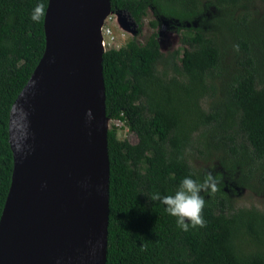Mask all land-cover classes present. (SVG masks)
I'll use <instances>...</instances> for the list:
<instances>
[{"label":"trees","instance_id":"obj_1","mask_svg":"<svg viewBox=\"0 0 264 264\" xmlns=\"http://www.w3.org/2000/svg\"><path fill=\"white\" fill-rule=\"evenodd\" d=\"M38 0H0V219L11 187L12 105L46 47ZM264 0H112L141 33L167 23L181 48L161 50L159 33L103 56L106 113L138 138L108 131L110 217L107 264H264V212L236 208L216 176L203 191V226L182 231L153 194L171 195L185 176L201 182L196 160L220 161L238 183L264 191ZM208 6L215 13L207 15ZM137 34V33H136ZM164 64V68L160 65ZM172 69L173 72H169Z\"/></svg>","mask_w":264,"mask_h":264},{"label":"water","instance_id":"obj_2","mask_svg":"<svg viewBox=\"0 0 264 264\" xmlns=\"http://www.w3.org/2000/svg\"><path fill=\"white\" fill-rule=\"evenodd\" d=\"M111 1L48 2L45 51L10 112L14 167L0 264H107L110 120L101 28ZM118 15L129 28L127 15Z\"/></svg>","mask_w":264,"mask_h":264},{"label":"rangeland","instance_id":"obj_3","mask_svg":"<svg viewBox=\"0 0 264 264\" xmlns=\"http://www.w3.org/2000/svg\"><path fill=\"white\" fill-rule=\"evenodd\" d=\"M264 8V4L261 5ZM207 15L210 13H215L216 10L212 8V6H208ZM120 17H118L119 19ZM155 17L150 12L147 18L144 21L142 32L136 34L137 28L133 25L128 29L125 24H117L114 28V31L117 37L120 40V43L124 45L133 38H136L140 43L144 44L149 35L154 32L159 33V41L161 45V50L165 55H169L177 50H179L182 46L181 44V35L176 30L175 27L168 25L167 23L159 24L157 29L153 28L151 25V21H154ZM122 23V22H121ZM122 35H126L125 39L122 38ZM164 68V64L160 65ZM169 72H173L172 69H168ZM115 124L119 128L118 136L121 140L127 139L131 143H136L138 138L135 134H133L124 124L120 121H109V128ZM196 167L200 169L203 173L211 172L215 177L220 176L225 184H227V188L225 189L226 193L229 195L231 199L234 200L236 208H257L260 211L264 212V191L260 195L254 193L250 189L244 188L240 186L238 183V173H233V175H229L224 170L220 161H215L214 159H200L196 160Z\"/></svg>","mask_w":264,"mask_h":264},{"label":"clouds","instance_id":"obj_4","mask_svg":"<svg viewBox=\"0 0 264 264\" xmlns=\"http://www.w3.org/2000/svg\"><path fill=\"white\" fill-rule=\"evenodd\" d=\"M44 4L38 2L30 11V20L39 22L44 15ZM91 118V112L88 113ZM217 180L211 172H207L201 182L193 179L192 176H185L179 183L177 190L171 195H161L155 193L152 200H158L163 204L164 211L175 218L176 225L182 231H188L190 227L203 226L204 219L201 211L205 206V197L201 195L203 191H215Z\"/></svg>","mask_w":264,"mask_h":264},{"label":"built area","instance_id":"obj_5","mask_svg":"<svg viewBox=\"0 0 264 264\" xmlns=\"http://www.w3.org/2000/svg\"><path fill=\"white\" fill-rule=\"evenodd\" d=\"M102 35V46L104 48L105 53L116 47L118 42V37L116 33L113 31L111 26H105L101 28Z\"/></svg>","mask_w":264,"mask_h":264},{"label":"bare ground","instance_id":"obj_6","mask_svg":"<svg viewBox=\"0 0 264 264\" xmlns=\"http://www.w3.org/2000/svg\"><path fill=\"white\" fill-rule=\"evenodd\" d=\"M118 17H119V16H118L117 14H115V13H111V14L108 15L107 18L104 20V23H103V26H102V27H105V26H111V28H112L113 31H114V28L117 26V24H122L120 18L118 19ZM114 32H115V31H114ZM125 37H126V35H122V38L125 39ZM128 42H129V41H128ZM128 42H127V43H128ZM122 43H124V42H122ZM122 43H120V40H119V38H118V42H117V45H116L115 49H120V48H122V46H123V45L121 46ZM127 43L125 42L124 45H126Z\"/></svg>","mask_w":264,"mask_h":264},{"label":"flooded vegetation","instance_id":"obj_7","mask_svg":"<svg viewBox=\"0 0 264 264\" xmlns=\"http://www.w3.org/2000/svg\"><path fill=\"white\" fill-rule=\"evenodd\" d=\"M150 12H151V11H150ZM112 13H115V14L118 15V13H121V12H113V11H112ZM122 13H124L125 15H127L129 18L132 19V17H131L129 14H127V13H125V12H122ZM149 14H150V13H149ZM152 14H153V13H152ZM118 16H119V15H118ZM120 20H121V19H120ZM131 26H132V24L129 23V28H130ZM129 28H128V29H129ZM136 33H137V32H136Z\"/></svg>","mask_w":264,"mask_h":264}]
</instances>
